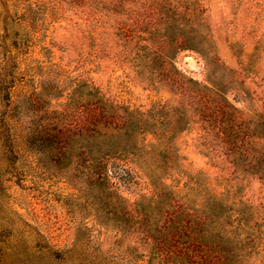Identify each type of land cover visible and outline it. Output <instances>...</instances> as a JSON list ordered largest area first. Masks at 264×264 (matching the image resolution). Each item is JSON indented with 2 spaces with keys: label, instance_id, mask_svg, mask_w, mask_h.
<instances>
[{
  "label": "rangeland",
  "instance_id": "374dc122",
  "mask_svg": "<svg viewBox=\"0 0 264 264\" xmlns=\"http://www.w3.org/2000/svg\"><path fill=\"white\" fill-rule=\"evenodd\" d=\"M174 9L184 14L181 25L190 24L186 33L170 26L147 34L175 23ZM125 34L141 44L165 36L169 75L175 69L222 90L255 126L264 113V0H0V264H160L134 212L155 193L145 168L131 157L111 159L108 181L87 194L74 161L88 157L92 127L80 137L71 123L85 120L74 118L81 112L90 119L96 95L122 111L178 105L160 62L147 68L148 60H136ZM183 38L185 49L170 47ZM67 107V124L53 123L57 149L39 155L33 140L45 141L49 118ZM182 125L167 143L153 132L140 139L142 147L168 148L158 157L167 201L196 216L191 225L200 243L192 246L185 228L166 246L182 254L165 263L264 264L263 151L237 152L229 164L206 146L197 121ZM256 136L264 138V126ZM109 192L130 212L121 230L106 214L122 210L103 195Z\"/></svg>",
  "mask_w": 264,
  "mask_h": 264
},
{
  "label": "trees",
  "instance_id": "16d2710c",
  "mask_svg": "<svg viewBox=\"0 0 264 264\" xmlns=\"http://www.w3.org/2000/svg\"><path fill=\"white\" fill-rule=\"evenodd\" d=\"M173 13L178 24L176 22L171 23L166 28L163 27V29L162 27L160 29L154 27L147 34H154L155 31L166 32L170 26L179 32L186 33L185 30L190 27V24H184L185 26H183L179 22L180 18L184 17V14L175 13V9ZM144 41L141 44L137 36H129L127 34L124 36V43L127 48H131L130 53L134 51L136 60L138 58L148 60L150 65L147 63L145 65L147 68L160 62V67L164 70L160 69L158 71L169 75L166 70L167 59L169 58H167L165 52L166 48H168L166 37L163 36L162 40L158 42H152L154 40H151V38ZM170 47L175 50L185 49L186 38L176 41L173 45L170 44ZM218 66L221 67L219 64ZM222 68L226 69L224 66ZM174 71L171 72L169 78L164 80V83L171 88L169 89L177 99L178 105L176 107L164 105L157 110L149 112L122 111L120 107L110 104L96 95L97 98L93 100L90 113L88 114L90 119L87 120L88 118H85L84 113L81 112L82 114L80 113L74 118L79 119V116H82L85 120H72L73 124L71 123V125L75 126L74 129L78 130L77 136L80 137L83 136L82 134L88 125L92 127L91 140L87 142L84 149L88 157L82 161H80L81 155L74 158V161L79 160L78 169L80 172L78 176L87 179L85 183L88 188H80L83 193L87 192L88 194L91 190L96 193L97 189H101L104 186V183L108 181L105 174L108 169L107 162L111 159L131 157L133 161L147 171L155 185V193L139 201L134 212L137 214L136 221L139 224L142 240L149 251L153 253L152 260H157L160 264H166L164 257L182 254L178 250H172L175 249V246H170V248L166 246L169 245V242L175 243L177 235L181 234L185 228L189 231L188 239H190L192 246L199 244L200 241L196 237L195 230L192 231L191 225V218L196 216L191 212H187L183 206H177L176 202L169 204L167 198L171 197V195L166 191V186L160 183L164 174H162L163 167L160 166L158 157L162 153H168V148L158 151L155 149V145H151V148L145 145L142 147V140L140 139L146 135H152L151 132H153L155 140L167 143L170 140V134L175 133L176 129L185 130V126L182 124L189 123L192 120L197 121L201 125L202 136L206 146L211 148L214 155L224 162L233 164L230 159L237 152L250 154L249 152L252 149H259L264 153V138L256 136L258 128L264 126V113L259 116L260 120L255 126V121L250 122L249 117L245 116L241 110L229 102L222 90L200 84L180 75L177 70L174 69ZM17 107L12 110L14 116L20 114V112H17ZM69 117L71 116H69L67 107L59 113V116H51L49 118L50 125L51 127L55 126L53 124L55 122L56 125L57 122L59 125L67 124ZM164 125L167 130L159 134L160 128ZM254 126L255 128H253ZM54 128H50L45 141L42 138L33 140V142L30 141L33 144V148L36 147L35 151L39 155L43 154L50 157L52 150L57 149L59 142H61L58 137L59 134H54L56 132ZM41 143L47 144L49 151H46V146H41ZM61 148L64 149V146ZM111 166L120 169V166L114 163ZM103 195H106V198L115 199V206L123 207L119 196L117 197L111 192L109 194L103 193ZM94 198L97 200L99 195L94 196ZM90 203L95 207L98 204L94 200L93 202L90 200ZM121 212L122 214H120ZM121 212L106 213L108 216L111 214L109 222L116 223L120 230L123 229L122 215L130 213L126 208H122ZM209 251L211 252L210 249ZM222 264H225L223 259Z\"/></svg>",
  "mask_w": 264,
  "mask_h": 264
}]
</instances>
